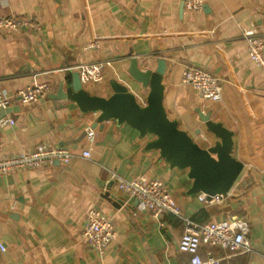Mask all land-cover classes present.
<instances>
[{
    "label": "crops",
    "instance_id": "0c3cea01",
    "mask_svg": "<svg viewBox=\"0 0 264 264\" xmlns=\"http://www.w3.org/2000/svg\"><path fill=\"white\" fill-rule=\"evenodd\" d=\"M184 0H0V15L22 14L40 29H0V89L11 95L35 83H49V94L30 104L15 101L0 124V158L30 152L37 144L88 149L89 159L54 163L0 175V264H188L179 250L183 224L172 215L154 220L138 211L137 200L117 188V177L161 179L183 216L205 224L227 217L249 225L252 251L231 255L201 246L220 264H264V71L248 56L242 36L256 29L264 39V0H204L201 11H187ZM141 70L166 63L162 84L168 117L200 146L209 137L198 112L234 132L233 156L243 173L221 204L204 205L188 195L186 170L172 169L159 151L148 150L127 124L83 113L70 100L55 99L59 83L78 73L84 62L106 61L103 81L82 84L91 95L109 97L110 81L125 84L144 104L148 89L128 74L130 58ZM185 66L219 79L222 96L209 101L181 83ZM94 131L93 141L87 131ZM201 130V133H196ZM109 191L123 201L107 202ZM14 205V207H13ZM113 218L117 238L105 258L85 242L82 232L90 209Z\"/></svg>",
    "mask_w": 264,
    "mask_h": 264
},
{
    "label": "built area",
    "instance_id": "2783aa9c",
    "mask_svg": "<svg viewBox=\"0 0 264 264\" xmlns=\"http://www.w3.org/2000/svg\"><path fill=\"white\" fill-rule=\"evenodd\" d=\"M204 0H184L183 7L187 11H201ZM40 29V24L22 14L0 15V29ZM242 36L247 45L250 60L264 71V39L256 29H245ZM109 62H84L76 69L82 84L99 83L103 81V68ZM181 83L189 85L199 91L203 98L216 102L221 99L222 87L219 79L213 74L199 68L185 66L181 74ZM52 90L49 83H35L24 87L9 95L0 89V112L10 108L13 102L30 104L46 96ZM14 124V120L2 118L1 125ZM94 131H87V138L93 141ZM91 152L84 149L74 152L62 146H51L40 143L30 152H20L16 155L0 158V175L9 174L17 170L39 169L54 163L68 164L75 158L89 159ZM117 188L129 198L137 200L138 211L148 212L154 220L164 215L175 216L183 224V233L179 240V250L190 255L188 264H220L221 259L208 252L201 256V246L209 248L218 247L228 251L231 255H244L252 251L249 239V225L240 217H227L205 224L196 223L181 213V209L171 192L161 179H146L137 177L125 180L117 177ZM264 191V186H263ZM231 196L229 191L225 195L207 196L199 194L198 199L204 205L221 204ZM14 207V205H13ZM118 232L111 217L106 216L98 209H90L82 236L86 244L103 259L112 242L117 238ZM6 247L0 240V252Z\"/></svg>",
    "mask_w": 264,
    "mask_h": 264
},
{
    "label": "water",
    "instance_id": "95a60500",
    "mask_svg": "<svg viewBox=\"0 0 264 264\" xmlns=\"http://www.w3.org/2000/svg\"><path fill=\"white\" fill-rule=\"evenodd\" d=\"M166 63L164 59L157 60L155 70H141L138 61L132 57L129 60L128 74L142 87L148 89L144 104L129 88L117 81H110L113 91L109 97L89 94L79 79V74L65 77L58 86L55 99L70 100L76 103L83 113L98 115V123L116 121L127 124L135 129L141 138L150 136L148 150L159 151L160 157L170 168L186 170L191 180L188 195L204 193L207 196L227 194L243 173L244 164L233 156L234 132L221 123L214 122L210 113H200V121L205 125L209 137L215 139L204 148L196 143L178 122L168 117L164 105V86L162 84ZM10 112V108L0 112V119ZM196 133H201L198 130ZM103 198L116 208H121L123 201L111 195L109 191Z\"/></svg>",
    "mask_w": 264,
    "mask_h": 264
}]
</instances>
